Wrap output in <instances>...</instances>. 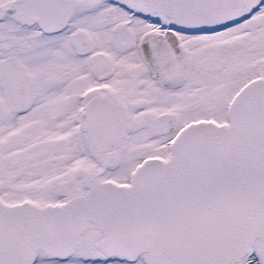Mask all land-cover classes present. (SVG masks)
I'll list each match as a JSON object with an SVG mask.
<instances>
[{"label":"snow or ice","instance_id":"6c2138e0","mask_svg":"<svg viewBox=\"0 0 264 264\" xmlns=\"http://www.w3.org/2000/svg\"><path fill=\"white\" fill-rule=\"evenodd\" d=\"M0 264H264V0H0Z\"/></svg>","mask_w":264,"mask_h":264}]
</instances>
